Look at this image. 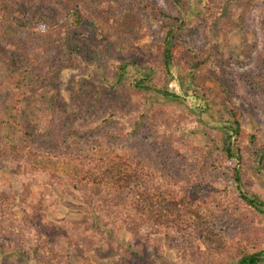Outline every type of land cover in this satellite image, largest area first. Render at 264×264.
Instances as JSON below:
<instances>
[{"label":"trees","instance_id":"16d2710c","mask_svg":"<svg viewBox=\"0 0 264 264\" xmlns=\"http://www.w3.org/2000/svg\"><path fill=\"white\" fill-rule=\"evenodd\" d=\"M110 1L0 0V74L9 69L15 74L12 106L23 134L28 122L22 110L31 97L32 83L45 87L44 123L54 118L56 125L64 127L69 115L57 117L54 112L63 69L86 71L87 78L94 77L107 91L120 88L128 72L134 76L128 85L132 94L110 95L102 105L93 103L98 106L91 121L93 135L82 157L76 158L78 165L64 190L69 199L49 202L81 213L65 220L64 244L57 248V237L38 228L45 215L41 201L35 197L32 203L25 189L19 194L18 216L10 212L13 204L8 208L7 198L0 199V255H24L37 264H74L71 253L76 250L93 251L108 236L118 241L126 233L131 261L137 264H160L166 250L174 251L181 264H264V196L248 188L254 175L264 174V142L256 128L251 133L243 129L253 122L248 111L255 101L264 100V13L248 15L258 0H196L217 32L242 30L244 39H251L234 65L243 68L251 59L249 49H255L262 61L256 73L242 78L252 89L241 104L235 101L243 96L235 92L241 77L233 80L234 86L230 84L234 70L228 68L230 76L225 74L226 55L219 54L213 36L205 31L203 45L193 46L181 17L157 0H134L137 4L125 7L122 16H117L120 7L118 11L109 7ZM169 1L177 4L172 9L178 14L185 10L178 0ZM235 15L240 21H233ZM148 27L158 34L152 44L141 43ZM184 59L194 95L199 92L205 99L206 84L220 83L212 114L220 127L208 126L199 118L187 123L167 114L169 103L179 102L168 90L171 68ZM71 95L72 104L79 106L82 96L77 86ZM157 106L161 107L154 113ZM200 132L209 140L196 147L192 137ZM145 134L157 148L170 147L174 160L187 167H182L185 172L207 163L221 183L235 185L247 215L231 236L213 226L222 220L214 222L218 212L213 203L225 190L204 185L189 174L163 175L152 162L132 152V141ZM71 141L76 149L79 139ZM33 170L27 163L25 172ZM44 191L46 202L51 191L46 187Z\"/></svg>","mask_w":264,"mask_h":264},{"label":"rangeland","instance_id":"374dc122","mask_svg":"<svg viewBox=\"0 0 264 264\" xmlns=\"http://www.w3.org/2000/svg\"><path fill=\"white\" fill-rule=\"evenodd\" d=\"M178 1L182 8L185 9L179 14L172 9V7H177L174 1L157 0L165 10H169L173 15L177 14L181 17L182 23L192 35L190 43L193 46L201 47L203 45L205 31L213 36L219 54L226 55V63L223 65L227 69L225 74L230 76L228 68L230 69L229 71L234 70L232 73L234 77L230 84L234 86V81L241 77L242 82H240L239 88H235V92L243 95L241 98L237 96L235 99L237 104H241L242 99H248L252 89L251 86L247 88L242 78H248L252 71L256 73L262 63L256 50L249 49L251 59L243 64V68L234 65L235 61L240 57L242 49L248 45L251 39H244L245 32L242 30L231 29L226 30V32H217L210 21L205 19L206 15L198 7L196 0ZM130 4L137 3L134 0H111L109 7L112 10H117L120 7L119 11L117 10V16H122L126 13L125 7ZM262 13H264V0H258L255 9L248 15ZM232 19L236 22L240 21L237 15L233 16ZM147 30L142 32L146 39H143L141 43L152 44L157 40L158 34L153 27H148ZM184 63L185 59L171 68V81L168 84V90L179 98V102L177 104L169 103V107H166L167 114L178 115L179 118L184 119L187 123H190L189 121L195 123L196 118H199L208 126L220 127L221 124L212 119V114L217 109L213 105V101L215 94L220 89V83L217 80L213 84H206L209 87V92L208 97L205 99L200 96L199 92L194 95V91L187 81L190 71ZM14 75L11 69L0 74V199L7 198L9 200L8 208L13 204L10 212L18 216L21 205L19 194L25 189L29 190L30 200L34 203L35 197L40 199L42 210L45 214L43 219L37 223L38 228L45 235L57 237L59 240L57 248H60L67 236L65 220L78 217L81 213L78 210L65 208L60 203L49 205V202L53 201V198L58 197L62 201H68L69 199L64 190L68 186L69 177L73 173L75 166L78 165L76 158L82 157L84 154L83 148L91 141V135H93L91 121L95 116L94 111L98 107L93 103L99 102L102 105V99L107 101L113 97L119 98L132 94L128 85L134 76L128 72L120 88L107 91L101 87L99 82L94 80V77L87 78L86 71L81 72L72 68L63 69L58 79L59 96L57 97L58 102L55 105L54 112L57 117L61 114L69 115L64 122V127L56 125L54 118L53 121L44 123V119L47 117V114L43 112V103L46 99L44 94L45 87L32 83L30 86L32 87L31 97L24 103L22 110V116L28 122V130L23 134L17 126V121L20 120V117L16 116L12 106L17 82L11 78ZM181 82L183 83V88ZM76 86L82 96L81 98L79 97V106L72 104L74 96L71 95V90ZM96 94L100 97L95 98ZM110 95H112L111 98ZM158 99L162 100L161 97H158ZM243 102L245 103V101ZM256 102L258 103L249 110L250 112L247 109L253 122L248 121L247 124L243 125V129L251 133L256 128L259 132L260 142H264V100L260 97ZM159 107L161 106H157L153 112L157 113V108ZM101 112L100 110L99 113ZM143 127L147 129L148 124H144ZM74 137L79 139L76 149L73 148L74 143L71 141ZM208 140L209 137L204 136L200 132L192 137V144L200 147L208 143ZM132 144L133 147L131 149L135 150L132 152L152 162L163 175L169 172L189 174L190 177H194L203 184L209 183L213 187L225 190L219 201L213 203V205H217L216 211L218 212L216 217H214V222L222 219L219 221L221 223L213 225L216 227V231L220 229L228 237L245 222L244 217L247 214L242 203L237 199L235 185L221 183L219 175L211 172L207 163L194 166L189 169V172H185L182 167L186 169L187 167L174 160L171 148L167 146L157 148L149 134H145L142 137L136 136ZM27 163L34 167L31 173L25 172ZM44 187L51 191V196L46 202L43 199L45 196ZM248 188L252 192L264 196V174L254 175L248 182ZM128 241L129 235L126 233H123L118 241L108 236L93 251L76 250L71 253V261L74 264H137L131 261ZM159 263L181 264L176 258L175 252L169 250H166L164 257ZM0 264H37V262H28L24 255H12L9 257L0 255Z\"/></svg>","mask_w":264,"mask_h":264}]
</instances>
